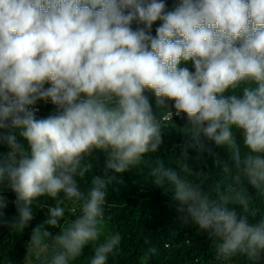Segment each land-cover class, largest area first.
<instances>
[{
	"label": "clouds",
	"instance_id": "1",
	"mask_svg": "<svg viewBox=\"0 0 264 264\" xmlns=\"http://www.w3.org/2000/svg\"><path fill=\"white\" fill-rule=\"evenodd\" d=\"M39 102L52 113L38 117ZM174 115L187 139L166 166ZM0 145V226L23 232L35 202L55 201L24 262L51 250L42 264H72L91 245L90 264H108L121 242L104 235L109 187L143 167L183 223L215 240L218 262L264 264V218L253 219L264 200V0H0ZM190 150L216 155L219 179L190 167ZM66 201L79 214L61 225Z\"/></svg>",
	"mask_w": 264,
	"mask_h": 264
},
{
	"label": "trees",
	"instance_id": "2",
	"mask_svg": "<svg viewBox=\"0 0 264 264\" xmlns=\"http://www.w3.org/2000/svg\"><path fill=\"white\" fill-rule=\"evenodd\" d=\"M173 0H167L169 6ZM156 25L153 26V34ZM153 107H155L154 97ZM38 117H46L53 111L51 103L39 102ZM175 122V123H174ZM166 123V147L169 151H161L158 155L166 166H177L175 158H179V149L176 147L187 139L179 127L186 123L184 119H175ZM173 149H175L173 151ZM7 149L0 145V151ZM222 161L229 159L223 148H213ZM190 167L194 170H203L211 174L213 179H219L222 166L214 163L216 155H209L207 151L201 154V159H195L197 153L190 150ZM105 157L99 155V166L102 169ZM111 174V173H110ZM121 183H114L109 187L107 203L105 205L104 235L119 233L121 242L114 254L109 256L108 264H223L218 262L215 255V240L209 239L207 233H199L191 224L185 225L182 221L184 213L177 211L178 203L173 201L168 186L161 188L153 183V178L146 168L137 167L123 174H115ZM90 176L81 182L82 190L90 187ZM203 180V177H189ZM210 184V181H205ZM8 198V206L3 211L6 218L11 220L17 215L14 205L15 194L8 190L3 193ZM63 196V194H61ZM55 201L43 197L33 205L34 219L23 232L10 231L6 226H0V264L9 259L12 264H26L27 243L32 229L46 219L47 208ZM235 207V205H231ZM65 216L61 225H66L79 214L78 206L70 201L64 204ZM76 207V212L71 209ZM256 215L254 221L264 218V200L255 201ZM59 229H52L58 231ZM103 237L101 238L102 242ZM93 246H87L84 253L72 264H90L93 256ZM44 259H38L36 264H42ZM230 264H246L244 257H234Z\"/></svg>",
	"mask_w": 264,
	"mask_h": 264
},
{
	"label": "rangeland",
	"instance_id": "3",
	"mask_svg": "<svg viewBox=\"0 0 264 264\" xmlns=\"http://www.w3.org/2000/svg\"><path fill=\"white\" fill-rule=\"evenodd\" d=\"M105 230V228H104ZM29 241V239H28ZM51 250H49L47 253H43V254H40L39 256H37L35 253L32 255V257L26 261V264H36V262L38 261V259H44L45 256H51Z\"/></svg>",
	"mask_w": 264,
	"mask_h": 264
},
{
	"label": "built area",
	"instance_id": "4",
	"mask_svg": "<svg viewBox=\"0 0 264 264\" xmlns=\"http://www.w3.org/2000/svg\"><path fill=\"white\" fill-rule=\"evenodd\" d=\"M50 103V102H49ZM40 109V108H39ZM40 112V111H39ZM38 112V113H39ZM175 119H180L179 117H176L175 115L173 116V120H175Z\"/></svg>",
	"mask_w": 264,
	"mask_h": 264
}]
</instances>
